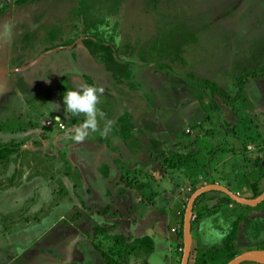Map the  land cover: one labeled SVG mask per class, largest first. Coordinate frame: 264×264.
I'll use <instances>...</instances> for the list:
<instances>
[{"label": "rangeland", "instance_id": "rangeland-1", "mask_svg": "<svg viewBox=\"0 0 264 264\" xmlns=\"http://www.w3.org/2000/svg\"><path fill=\"white\" fill-rule=\"evenodd\" d=\"M87 38L113 44L118 59L132 63L124 79L115 81V90L128 97L131 106L123 131L116 129L120 139L116 145L128 152L123 161L119 159L121 163L116 162L118 169L143 168L144 160L129 157L128 150L141 149L145 133L143 141L148 144V134L159 135L155 132L164 123L163 128L180 142L175 145L170 136L175 163L190 174L184 177L182 171H170L164 159L161 175L180 184L186 206L195 189L212 180L207 169L211 172L219 164L229 170L253 166L255 172L249 175L257 184L252 187L255 192L264 190V74L258 73L264 67V0H0V144L22 145L20 152L0 162V264H76L75 223L88 207L79 204L73 190L76 178L63 163L89 171L96 152L93 139L98 132L108 131L101 128L80 141L74 136L72 142H64L74 126L83 125L74 118L65 129L48 125L53 117L45 112H52L54 106L46 101V88L54 100L73 89L72 80L66 70L51 68L60 59L50 57L28 68L49 50L64 58L76 48L87 53ZM95 57L105 63L101 55ZM251 73L253 78L247 82ZM240 82L246 84L242 96ZM28 91L42 92V97L21 104ZM63 107L54 112H62ZM140 172L138 182L147 176L145 170ZM229 177L243 195L252 191L246 175L233 172ZM131 178L130 182L135 180V174ZM135 188L136 195L140 187ZM105 205L99 204L97 225L106 222L108 213H123ZM33 208L35 216L30 220H34L28 223L35 227V235H43L31 246L16 245L9 230L21 229L24 222L21 216H6L22 212L26 217L34 213ZM249 216L256 220L253 226ZM239 221L238 233L210 250L215 256L210 261L222 258L224 262L218 264H229L243 252L264 249V201L245 209ZM196 224L193 221L194 233ZM106 232L102 225L96 229L101 249L125 248L106 247L113 243Z\"/></svg>", "mask_w": 264, "mask_h": 264}, {"label": "crops", "instance_id": "crops-1", "mask_svg": "<svg viewBox=\"0 0 264 264\" xmlns=\"http://www.w3.org/2000/svg\"><path fill=\"white\" fill-rule=\"evenodd\" d=\"M114 48L117 52L115 46ZM87 49L86 47V50ZM55 53L57 52L49 50L47 54H44L43 57L35 63L36 65L28 68V70L40 66L50 57V59H60L57 66L53 63H51L50 66L55 70L57 67L66 70L69 74V80H72L71 84L73 88L78 89L81 87L94 86L98 89H102L97 105V129L102 128L108 131L107 134H104L105 131L104 133L98 132V136L93 139V152H96H94L93 162L91 161V164H89V171L84 173L78 165L63 163L67 167H71L69 168V171L72 173L71 176L76 178L77 184L75 185H77V188L73 187V190L80 196H77L79 204L82 208L84 205L88 207L86 212H84L83 209L81 210V217H79L75 223L77 246L75 253L78 254L77 258H75L76 264H106L105 256L109 254L113 256L115 254V256L119 258L121 257L120 260H122L123 264H181L184 253V237H182L181 234L183 228L181 212L186 207L184 204L185 196L179 190L180 188L178 186L180 184L176 180H169L163 173V176L161 175L164 166L163 160L173 155L172 148L170 149L171 146H169L172 144L170 136L174 139L172 131L166 130V128L164 129L163 127L165 124L163 123L160 125L159 130H157L158 132H155L159 133V135L148 134V144L143 141L147 136V133H145L144 137L141 139L143 142L141 149L132 150L126 145L129 148V157L134 158V155L135 159L140 157L141 160H144V164L141 165L144 167L138 170L136 168L129 170L123 168L118 169L116 162H118V164L121 163L128 155V152L125 150L126 147L124 148L123 146L116 145L118 140H120L116 129L123 131L125 122L129 121L126 119V114H128L131 109L128 97L122 94L120 95V93L115 90V81L118 78L124 79V77H116L115 73L107 68L106 60L104 63L102 59L95 57L98 55L94 56L89 49L87 53L83 50L80 51L78 48L73 49L71 53L67 52L71 55L67 58L60 56L59 53ZM116 56L118 58L117 54ZM121 61L125 62L126 60ZM68 63H70V65L72 64L70 68L67 66ZM22 74L27 75L28 72ZM28 85L30 86L29 83L26 84V86ZM46 89L48 90L46 92L48 95L46 101H50V103H48L49 106H54L52 112H50L51 110L49 111L50 114L48 111L45 112L48 116L53 117L51 119L60 118L67 127L74 118L76 124L83 125L86 118L82 115L79 117L66 115L65 107H63L62 112H54L58 111V108H56L57 106H64L63 97H61V94H58L55 96L54 100H52L49 94V87ZM27 95L23 94L21 104L39 101V96L41 95L42 97V92L37 91L36 93H30L28 91ZM99 113L103 115H99ZM146 120L147 119H144V121ZM81 128L82 126H74L71 135H69L64 142H72V138L75 136L76 131ZM136 137L141 136L137 133ZM153 138L162 141L159 147L151 145V140ZM128 140L129 137L125 141ZM174 143L177 145L180 142L175 140ZM248 154L249 152H247V155ZM218 155L219 152L215 160H217ZM242 156L243 155L239 156L240 159ZM138 160L140 161V159ZM219 166L220 164L214 166V170L211 172L209 168L207 169L213 177L212 180L207 181L206 184L218 183L225 185L231 190L250 199H253L256 192L261 190L259 189L255 192L252 187L253 184H257L256 180L251 179L249 175V171H252L253 174L255 172L253 166L237 167L236 169L231 168V170L227 167H221L220 169ZM244 169L248 171H246L245 174L242 172ZM143 170L147 172V176L145 175L146 177L138 182L137 175L141 174L142 177L143 173L140 171ZM173 170H176L175 172H180L183 169H170V171ZM137 172L140 173L136 175ZM182 172L183 175H186L185 171ZM233 172L235 175L247 176L250 184L249 188L252 189L248 195H243L242 189L239 190L235 188L233 184L234 179L232 177L228 178ZM89 174L92 176L90 177ZM133 174H135V180L132 181L134 184L130 182V180L133 179L131 178ZM185 175L184 177H186ZM236 180L238 181L239 179L237 178ZM135 187H140V192L136 195ZM226 197L224 192L215 190L205 193L203 197L198 200L194 212V216L198 217V219L195 220L197 223L195 228L196 233H194L193 225L194 243L190 264H218L224 262V260L221 261L222 258L219 259V262H216V258L214 262L210 261L213 259L212 257H215L210 253V250L215 246H223L227 239L235 233H238L240 223L239 217L245 212V209L249 207L248 205H245V207L237 205L229 201ZM63 199H67L66 196H64ZM100 202H102L103 205L106 204L105 207L116 206V208L122 209L123 213L119 215L106 214V222L100 225L107 228L106 233L111 235L108 239H113L111 240L113 243L110 245L108 244L106 247H112L115 244L125 247L124 249L119 248V250L114 251H112V249L111 251L104 248L101 249L102 246L98 242L101 238L96 234L97 227H100V225L97 224L101 221V214L98 210ZM251 207L253 208V206ZM32 211L34 213L28 214L29 212H27L28 215H26V217L22 212H13L6 216L7 218L21 216L24 222L21 229H16L15 232V228L9 230V232L12 233L10 236L12 237V242L15 241L16 245H18L19 242H24L23 245L30 244L31 246L35 243L37 238L43 235V232L35 235V233H37L35 227L28 223V221L34 220H30L35 216V209L33 208ZM89 211H91V214L88 213ZM6 217H2V223ZM249 217H252L249 221V226H253L256 220L253 216ZM16 220L19 221L20 218L17 217ZM122 225L128 226L121 230L119 229L117 232V226L120 227ZM13 232L15 234H13ZM91 232L92 234H90ZM77 239H79V241H77ZM122 242L123 244H121ZM245 264H255V262H246Z\"/></svg>", "mask_w": 264, "mask_h": 264}, {"label": "trees", "instance_id": "trees-1", "mask_svg": "<svg viewBox=\"0 0 264 264\" xmlns=\"http://www.w3.org/2000/svg\"><path fill=\"white\" fill-rule=\"evenodd\" d=\"M22 1L23 2H27L28 0H22ZM34 1L38 2V0H34ZM84 44L86 45V47L89 49V51L93 55H101L106 60V62H107V68L109 70L113 71L115 73V76L116 77H124L126 74L129 73V71L131 69L130 66H132V63L129 64L127 61L123 62V61L119 60L117 58V56H116V51H115V48H114L113 45L108 44V43H101L99 41L93 40L92 38L85 39L84 40ZM133 63H135V62L133 61ZM258 73L264 74V67H262L260 70H258ZM252 78H253V74L251 73V74H249V75L246 76V81L247 82H250L252 80ZM239 86H240L239 95L242 96V94L244 92V89L246 87V84H244V82H240ZM213 93H215V94L217 93V88H213ZM236 98H237V96H236ZM232 103H234V102H232ZM232 103L230 102V104H232ZM218 106H212V107L213 108H217ZM152 142H153L154 145H156V147H159L161 145V143H162V141H160L159 139L157 140L155 138L152 139ZM21 148H22V145L21 144H0V162L5 161V160L11 158L15 153L20 152ZM167 164L169 165V168H174V169L175 168H179V169H183V168H181L177 164V162L175 163V159H174L173 155H171L169 158H167ZM199 164H201V163H199ZM193 169H195L194 166L192 168V171H193ZM184 171L186 172V174H190L189 173V170L186 171L184 169ZM200 187H202V186H199L198 188H200ZM198 188H196L195 191ZM0 189H1V186H0ZM263 192H264V190L263 191L260 190V191L256 192V194L254 195L253 198H256V197L260 196ZM203 195H201L197 199V201L195 203V206H196L198 200L201 197H203ZM232 202H234L237 205H240V206H244L245 207V205L239 204V203H237L234 200H232ZM186 207L181 212V214H182V220H183V223H182V225H183L182 227L183 228H182V233H181L182 234V237H184V218H185ZM194 215H195V213H194ZM231 243H232V241H230V244ZM236 252H238V251L236 250ZM233 254L234 253H232L231 255H233ZM105 257H106L105 258L106 259V264H123L122 260H120V258L118 256H115V255L113 256V255H110L109 254V255H106ZM233 257L234 256H231L230 258H233ZM245 263H242V264H245ZM255 264H257V263H255Z\"/></svg>", "mask_w": 264, "mask_h": 264}, {"label": "water", "instance_id": "water-1", "mask_svg": "<svg viewBox=\"0 0 264 264\" xmlns=\"http://www.w3.org/2000/svg\"><path fill=\"white\" fill-rule=\"evenodd\" d=\"M221 191L227 194L232 200L242 205L258 206L264 201V192L256 198H246L239 193L231 190L225 185L218 183H209L198 188L190 197L184 218V253L181 264H190V257L192 254L194 236H193V221L195 212V203L197 199L210 191ZM245 262H255L264 264V250L255 249L241 253L232 259L229 264H242Z\"/></svg>", "mask_w": 264, "mask_h": 264}, {"label": "clouds", "instance_id": "clouds-1", "mask_svg": "<svg viewBox=\"0 0 264 264\" xmlns=\"http://www.w3.org/2000/svg\"><path fill=\"white\" fill-rule=\"evenodd\" d=\"M101 92L102 89H98L94 86H87L67 90L63 96L66 115L75 117L82 115L86 118L82 128L75 133L74 138L77 141L85 138L89 132L97 131V105L99 103V95ZM99 115L103 114L99 113Z\"/></svg>", "mask_w": 264, "mask_h": 264}, {"label": "built area", "instance_id": "built-area-1", "mask_svg": "<svg viewBox=\"0 0 264 264\" xmlns=\"http://www.w3.org/2000/svg\"><path fill=\"white\" fill-rule=\"evenodd\" d=\"M59 120V121H57ZM55 124H60V126L62 127V129H65L66 128V125L65 123L61 120V119H49L48 120V125H53L55 126ZM191 190V188H190ZM196 219V216H194V220ZM175 231V230H174Z\"/></svg>", "mask_w": 264, "mask_h": 264}, {"label": "flooded vegetation", "instance_id": "flooded-vegetation-1", "mask_svg": "<svg viewBox=\"0 0 264 264\" xmlns=\"http://www.w3.org/2000/svg\"><path fill=\"white\" fill-rule=\"evenodd\" d=\"M262 250H264V249H262Z\"/></svg>", "mask_w": 264, "mask_h": 264}]
</instances>
